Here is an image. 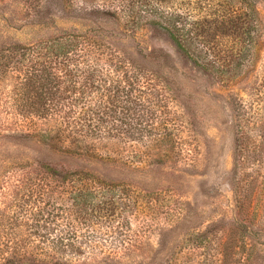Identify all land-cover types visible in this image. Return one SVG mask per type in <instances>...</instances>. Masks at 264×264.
<instances>
[{
	"label": "rangeland",
	"instance_id": "rangeland-1",
	"mask_svg": "<svg viewBox=\"0 0 264 264\" xmlns=\"http://www.w3.org/2000/svg\"><path fill=\"white\" fill-rule=\"evenodd\" d=\"M244 3L257 26L248 61L231 57L217 80L125 20L119 0H0V264H264V0ZM65 32L113 55L85 65L165 57L181 90L152 82V133L75 135L46 114L48 52L34 49ZM211 44L217 58L230 45ZM112 197L115 214L93 206Z\"/></svg>",
	"mask_w": 264,
	"mask_h": 264
},
{
	"label": "trees",
	"instance_id": "trees-1",
	"mask_svg": "<svg viewBox=\"0 0 264 264\" xmlns=\"http://www.w3.org/2000/svg\"><path fill=\"white\" fill-rule=\"evenodd\" d=\"M118 11L132 24L145 22L153 29L164 32L185 59L217 80L225 79L227 62L231 57L248 61L253 44L252 33L257 27L244 0H119ZM213 34L229 40L230 45L222 49L226 54L224 57L214 56V45L211 44ZM90 35L65 32L53 41L35 47L34 50H47L44 58H47L46 63L51 70L47 81L51 90L43 94L49 106L46 114L57 116L60 121L62 119L66 128L76 129L77 132L73 130L75 135L97 134L105 128L103 126H107L109 132L115 128L119 129L118 133L132 137L141 136L143 130L152 133L154 129L146 122L150 119L152 107L161 103L155 104L154 99L159 92H156L152 82L163 81L161 85L165 92L181 90L179 81L170 77L172 72L167 70L171 68L166 66L165 57L150 56L147 64L151 68L133 60L126 62L123 58L122 64L115 68L85 65L83 60L91 54L98 55L99 59L113 57L105 53L110 49L94 42ZM217 47L222 46L217 44ZM31 77V81L39 84H36L38 88L42 87V71L36 70ZM61 86L65 87L61 89ZM111 93L113 99L107 106L104 100L109 101ZM109 117L113 123L120 124H103ZM111 192L109 190L105 194ZM91 195H81L80 198L91 200L94 194ZM116 205L112 197L110 201H98L93 206L115 214Z\"/></svg>",
	"mask_w": 264,
	"mask_h": 264
}]
</instances>
